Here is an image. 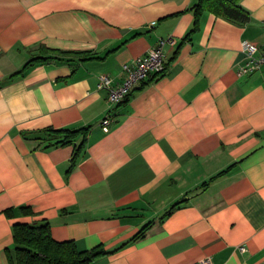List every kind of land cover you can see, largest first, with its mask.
Returning a JSON list of instances; mask_svg holds the SVG:
<instances>
[{
  "label": "crops",
  "instance_id": "0c3cea01",
  "mask_svg": "<svg viewBox=\"0 0 264 264\" xmlns=\"http://www.w3.org/2000/svg\"><path fill=\"white\" fill-rule=\"evenodd\" d=\"M197 2L0 0V264H16L13 224L42 221L108 251L93 264H264V65L239 73L242 42L264 50V0H240L243 25ZM169 35L164 72L104 132L98 76L120 82Z\"/></svg>",
  "mask_w": 264,
  "mask_h": 264
},
{
  "label": "trees",
  "instance_id": "16d2710c",
  "mask_svg": "<svg viewBox=\"0 0 264 264\" xmlns=\"http://www.w3.org/2000/svg\"><path fill=\"white\" fill-rule=\"evenodd\" d=\"M239 2L240 0H198L193 9L195 15L200 11H207L233 23L243 25L250 20V14ZM196 23L197 18L194 27ZM48 51L52 54H65L53 49H48ZM69 54L80 53L71 52ZM41 59V57L31 58L25 63V66ZM54 132L63 133L62 141L69 143L79 130L58 129ZM83 142L84 139L81 140L79 147L83 145ZM177 204L172 205L167 213H170ZM21 211L26 215L32 213L29 206H22ZM147 227V224L141 227L130 241L142 236ZM13 240V255L10 260L16 264H93L98 258L108 254V251L100 245L80 250L72 240H54L50 234V226L46 221L38 223L15 222L13 224Z\"/></svg>",
  "mask_w": 264,
  "mask_h": 264
},
{
  "label": "built area",
  "instance_id": "2783aa9c",
  "mask_svg": "<svg viewBox=\"0 0 264 264\" xmlns=\"http://www.w3.org/2000/svg\"><path fill=\"white\" fill-rule=\"evenodd\" d=\"M176 38L169 35L159 38L144 54L136 57L132 63H124L121 67L122 78L120 82L113 84L112 79L105 74L98 76L97 88L105 89L108 100L112 107L101 121L102 130H109V125L113 120V107L122 102L131 88L139 81L151 74H162L165 70L163 48L165 45L173 46ZM246 62L239 69V73H250L264 65V50L260 55H256L258 46L255 43L244 41L241 45ZM244 250V247H241ZM197 264H212L209 258L200 259Z\"/></svg>",
  "mask_w": 264,
  "mask_h": 264
}]
</instances>
